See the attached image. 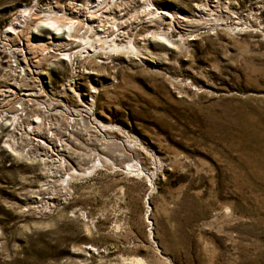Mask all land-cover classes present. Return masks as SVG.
<instances>
[{
    "label": "rangeland",
    "instance_id": "rangeland-1",
    "mask_svg": "<svg viewBox=\"0 0 264 264\" xmlns=\"http://www.w3.org/2000/svg\"><path fill=\"white\" fill-rule=\"evenodd\" d=\"M147 1L104 8L103 24L131 29L141 54L85 57L74 78L72 63L52 46L57 56L51 52L40 75L44 106L82 113L73 115L77 139L63 151H71L70 164L88 165L87 151L111 160L71 170L64 183L69 169L46 162L44 149L26 158L10 148L15 130L0 114V264H264V0ZM88 2L0 0V93L15 91L2 102L22 96L13 60L25 36L20 28L15 40L7 33L22 9ZM150 8L179 20L149 22L172 44L150 36ZM192 18L204 22L188 26ZM89 117L115 130L105 137L96 123L88 129ZM50 120L59 133L47 142L57 149L71 126L59 114Z\"/></svg>",
    "mask_w": 264,
    "mask_h": 264
},
{
    "label": "bare ground",
    "instance_id": "bare-ground-1",
    "mask_svg": "<svg viewBox=\"0 0 264 264\" xmlns=\"http://www.w3.org/2000/svg\"><path fill=\"white\" fill-rule=\"evenodd\" d=\"M91 1H92V3L88 2L87 5H85V6L84 5H79V6L74 5L73 8L68 7V6L57 5V4L53 5V6L42 8V7H39L37 4L34 3V5H32V6L25 7L22 9L21 14H20L21 19H17L16 22H13L14 24L11 25L9 27V30L7 31V33L14 35L13 40H15L17 36H20L19 32H21L23 34V36H25L24 42L22 41L21 43L18 44V47L16 48L17 51L14 54L15 59L13 60L15 69H17L16 70L17 74H16L15 83H16V87L19 86V89L21 90L20 95H22V96H17L16 98H11L5 103L2 102V100H4V98L0 97V100H1L0 101V114L4 113V112L9 114V116L11 117V124H13V129L15 130L14 131L15 137H13V142H11L9 144V146L15 153L17 152L18 154H22L26 158L27 157L30 158L34 152H36V153L34 154L33 157H39L41 152L39 151L38 148L44 149V153H43L44 158L43 157L42 158L45 159L46 162L51 161L53 163V160H54L56 162L53 164L56 165V168H59V170L63 171V170H66L67 168L69 169V172L68 171L64 172L65 175H62L64 183L65 182L67 183V181L69 180V177L71 176V170L75 173H77V172L78 173L79 172L87 173L88 171H91L93 168H95L99 164H102V162H104L106 160H111L110 159L111 157L109 158L108 156L106 157V155L104 156L101 153H97V155H94L93 158H90L91 152L87 151V152H85V156H84L85 158L83 157L84 158L83 161L87 160L88 165H83V164H85V162L84 163L82 162L83 164H81V161L77 160L78 161L77 166H72L70 164L69 159H67L65 157V155L68 156V154H71V151H68V154L64 153L67 148L71 149L70 142L72 140L77 139V137H75L76 132H77L75 128L77 127L78 121L76 120V118L73 115H75V116L76 115H82V113L79 112V110L77 108L72 109L71 107L69 109H68V107L67 108L65 107L66 110H62V111L59 110V111H57V113H55L56 112L55 111V105L56 104L53 103V105H50V107H47V106H44L42 100L40 98H38V97L45 96V93H46L44 90V84L41 81V77H40V75L45 72L43 69L44 65L48 61H51L50 57L57 56V54H54L52 51H50L51 50L50 48L52 46H54V49L58 50V52L59 51L62 52L64 58L72 63L73 67L75 68V71H74L75 75H73L74 78H75V76H78L79 74H81V72L79 70H76V67L79 66L82 59L83 58L85 59V57L88 58V60H89V58H96L98 56L101 58H108L110 56V53L113 54V52L122 53V54H125V53L128 54V53L136 52V54H141V50L137 47V45L135 44V41L132 40V37H133L132 35H134V34H132L130 32L131 29H129V30L123 29V27H121L122 24L119 26V24L116 23L117 20L116 21H110L111 25L109 24V26L108 25L105 26L103 24V22L105 21L103 19H106L104 17L107 14L105 12L109 11V10L104 9V8H107L109 6L108 3L112 0H91ZM121 1H123V0H121ZM147 2H148V4H147L148 7H149V5L153 4V3H149L150 0H148ZM145 3H146V1H145ZM106 5H107V7H106ZM119 6H120V4H119ZM112 7H113V5L111 6V8ZM117 8H119V7H117ZM74 9H75V11L77 9H79V10H77L76 12L73 13ZM144 11L146 12L145 14H147V18L144 21H148V26H149V22L153 23V21H155L157 24H160L162 22V20H166V19H168V21H166V23H168V25H173V24L175 25L176 21H178V23H179V20L176 19V16L170 15L166 11H156V10L154 11L151 8L147 9V10L145 9ZM212 12L215 13L214 11H212ZM136 18L138 19L139 17H136ZM184 18H186V17H184ZM115 19H116V16H115ZM115 19L112 18V20H115ZM132 19H134L133 16H132ZM89 20H90V23H88ZM183 20H185V19H183ZM190 20L191 21H189L188 26H190V24H193V25L195 24L194 26H199V25H202L204 22V21H202L201 18L200 19L192 18ZM124 22H125V20L121 23L125 24ZM127 22H129V21H127ZM127 22H126V24H128ZM156 23H155V26H156ZM206 23L209 24L208 22L205 21L204 25H206ZM131 24H133V22ZM133 25H135V24H133ZM162 25H164V24H162ZM153 27H154L153 24H152V26L148 27L151 30V31H148L149 34L151 33L150 36H156L157 39L158 38L160 39V41H164L168 44H172L169 37H167V31H165V30L164 31L163 30L157 31L155 29H152ZM158 27H160V26L158 25ZM168 27L170 28L171 26H168ZM18 28H20L19 32L17 30ZM41 28L42 29L45 28V29H48L50 31L49 34L44 38L37 36V34L40 35V33L42 31ZM171 28L169 31H171ZM162 29H163V27H162ZM146 37H147V34H146ZM135 38H133V39H135ZM51 52L53 53V56H52ZM97 61L102 62L103 59L99 58ZM77 69H79V68H77ZM83 69H85V68H83ZM82 73H84V72H82ZM71 80H74V79H71ZM25 86L27 88H24ZM64 88L65 89L70 88V89L74 90L75 87H73V84H71V83H69L68 85L65 83ZM4 92L5 93L9 92L10 95L15 96L14 89L10 88ZM93 93H94L93 96L95 98L98 92L93 91ZM2 94L0 93V95H2ZM73 94H75L77 96V98L80 99L81 96L79 97V95H80L79 92L78 93L74 92ZM6 95H9V94H6ZM94 98H92V102H91L92 106L90 105L91 107L94 106V103H95ZM80 101H82V100H80ZM90 106H89V108H90ZM86 107H87V105H86ZM89 110L87 111L88 114H89ZM69 113L71 114L72 117L69 118L70 120L69 119L65 120L68 118ZM53 114H59L61 116V118L65 121H67L69 123V126H71V130L67 131V133H64V134L60 133L61 136L66 135V137L60 138L58 140L57 145H59V146L57 147V149H53V146L51 147L47 142L49 140L51 142V140H52L53 144H54V141H56L55 136L57 135V133H59L56 130V127L53 126V124L50 120V117H52ZM85 122L86 123H85L84 127L87 126V128L91 127V126L93 127V125H94L93 123H96L90 117L88 119H86ZM59 124H60V122H59ZM59 124H58V126H59ZM95 126L98 129V131H100L101 133L104 134L105 137L109 136L108 134L110 132H113V130H115L112 128V126L110 124L102 123L100 120L98 123L95 124ZM80 128L77 130H80ZM87 128H85L84 131L89 132V130H87ZM90 130H92V129H90ZM39 131L44 132V134L46 135L45 139H42V138L40 139L38 137L37 138L30 137V136H32V134L35 135ZM82 134H84V132ZM78 136H79V134H78ZM31 138H32V140H31ZM81 141H83V140H81ZM84 141H85V139H84ZM71 143H73V142H71ZM119 143H121V142H119ZM29 144H32L33 147H31ZM81 144H84V143H81ZM27 145H29V146H27ZM122 145L124 147H126V145L124 143ZM85 147L87 148V146H85ZM33 148L35 149V151H33ZM81 149L84 150L85 148H81ZM82 165H83V167H81ZM127 166H128L127 168H129V169L134 168V169L139 170V171L142 169L141 166L138 165V163L135 165V164H130V162H129L127 164Z\"/></svg>",
    "mask_w": 264,
    "mask_h": 264
}]
</instances>
